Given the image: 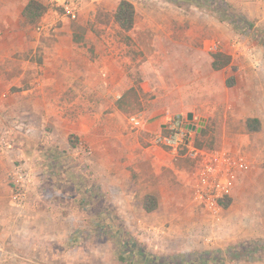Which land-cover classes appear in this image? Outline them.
<instances>
[{
  "label": "rangeland",
  "instance_id": "rangeland-1",
  "mask_svg": "<svg viewBox=\"0 0 264 264\" xmlns=\"http://www.w3.org/2000/svg\"><path fill=\"white\" fill-rule=\"evenodd\" d=\"M27 1L0 0V131L11 132L12 167L26 164L34 174L32 200L44 203L42 207L40 202L39 206L35 204V211L40 212L34 218L35 224L45 225L51 220L48 231L45 226L44 231L33 235L38 256L32 264H47L48 251L52 262L48 264H145L137 250L156 259L148 264H182L203 252H216L220 257L217 264H264V0H214L218 3L212 8L183 0H126L136 12L129 40L119 34L112 21L120 0H75L80 3L75 21L62 15L61 4L69 0H37L46 6L39 22H55L47 33L36 32L39 22L33 28L23 26L21 11ZM223 4L229 12L222 9ZM236 19L246 21L250 27L237 24ZM75 34L82 36L81 42H73ZM206 43H213L209 51ZM216 51L230 56L232 63L220 73H214L207 62V54ZM180 54L189 61L181 64L177 60ZM106 61L114 67V89L107 100L98 96L97 105L99 109L107 107L101 120L105 114L111 117L107 138L113 199L107 201V215L103 214L105 202L89 197L90 192L101 187L91 184L90 161L95 149L105 143V136L92 143L79 139L71 123L44 118L46 105L26 102L30 95L27 92L36 89L45 75L41 67L57 64L68 84L83 85L91 82L88 72L92 69L100 73L97 69ZM233 69L235 86L223 88V76H231ZM185 75L190 76L191 87L199 82L198 78H208L210 94L219 98L215 109L207 104L206 111L195 112L197 117L202 116L196 123H202L207 132L200 142L207 148H220L222 144L242 147L249 167L228 207L221 206L218 218L191 204L187 184L180 182L186 174L189 178L191 171L190 163L183 159L177 160L183 171L179 173L181 180L169 187L176 198H165V206L155 212L154 220L144 214L122 215V190L136 193L131 204L134 209H139L143 196L154 194L158 186L168 190L164 185L166 175L159 182L149 178L142 165L137 166L141 174L134 170L135 166L131 171L123 170L128 160L125 147L144 143L138 135L140 131L129 129L128 118L141 112L143 103L145 107L150 106L148 102L175 107L165 95L175 91ZM143 83L155 90L143 95L142 103L139 86ZM130 85H134L140 103L136 110L129 99L121 107L118 105ZM55 106L59 110L73 109ZM165 114L183 115L170 110ZM248 118L259 121L258 132H247ZM20 122L31 129L29 134L16 128ZM48 139L54 146H49ZM209 142L213 145L205 144ZM153 225L164 230H155ZM1 228L2 224L0 245ZM50 240L54 242H46ZM10 251L0 247V264H9Z\"/></svg>",
  "mask_w": 264,
  "mask_h": 264
},
{
  "label": "crops",
  "instance_id": "crops-1",
  "mask_svg": "<svg viewBox=\"0 0 264 264\" xmlns=\"http://www.w3.org/2000/svg\"><path fill=\"white\" fill-rule=\"evenodd\" d=\"M213 45V43H211ZM210 43H206L207 50H210L212 46ZM214 49V48H213ZM222 52V51H220ZM224 53V52H222ZM211 54H207V62L208 67L211 68ZM225 54V53H224ZM180 56V57H178ZM177 56V60L183 64L188 62L189 59L187 56L180 54ZM228 56V55H227ZM230 58V56H228ZM106 59H108L106 57ZM109 63V64H108ZM192 64V62L190 63ZM232 65L231 59L230 63L227 67L219 70L214 71V73H220L221 71L226 70ZM41 70L45 71V75L42 78L41 82L37 85V88L34 90H30L27 93H30L28 100L26 101L28 104H37L41 103L46 105V115L44 116L47 120H56L62 121L63 123H71L72 124V132L79 138L85 139L86 141H90L91 143L96 141L98 137L105 136V143L101 144L98 149H95V155L90 161V168L93 172V176H91V184L94 183L96 185H101L103 191L95 190L92 194L90 192L89 197L92 200L96 201H104L103 207V214L108 213L107 201H111L113 198L112 196V175H111V162L109 161L108 153L110 151V144L108 143L109 133L111 131V126L108 124L111 120L108 114L104 115L103 120L100 119L102 116V112L107 109L98 108V96H101L104 100L111 96V92L113 88V80L114 76L112 75V71L114 67L111 66L110 61H106V64H103L102 67L97 71L100 73H94L95 70H90L88 72L91 82L86 84L81 82L73 85L68 84L66 80H64L63 69L57 64L48 67H41ZM233 73L229 77L222 78L221 86L223 88H232L236 84V77L235 71L233 69ZM78 72V71H77ZM92 72L94 73L92 75ZM189 72H192L190 70ZM190 76L185 75L182 77V82L175 88V91L170 92L165 96H169L167 101L173 103L175 107H169L168 103H161L159 105H155L153 102H148L150 106H144L142 102L143 95L149 94L155 87L150 88L146 83L140 84L139 86V95L141 97V102L143 106L141 107L142 111L136 115H139L143 121L142 129L138 133L139 137L143 139L144 143L140 145L139 143L133 144L132 147H125L126 148V157L127 161L122 165L123 170H128L131 168L134 170L138 169V173L141 174V170L137 167L142 165L143 168L147 169V176L159 180L161 182L162 178L168 176V178H164V185L167 187L168 190L165 189L164 186H158L156 192L154 194H147L153 195L157 199L158 209L155 211L157 212L160 209V206H165V198H176L174 196V192L170 189L172 183H176L181 180L180 174H183V171H180L179 165L177 164L178 159L187 160L191 165V171L189 173V178L187 174L180 182L183 184H187V192L190 193L191 189V172L194 168V164L192 161L186 159L182 153L180 155H175L168 150L152 146L148 144L146 141V137L150 133L156 132H165L164 126L166 124V114L165 110H170L173 113H183L182 116L186 118L188 113L193 114V124L198 128L200 123H196L198 117L196 116L195 112L201 110L206 111L207 104L213 105L214 109L217 103H219V98L216 94H210L212 87L210 86L209 79L198 78L197 84H194L193 87L190 85L189 79ZM183 79H186L183 82ZM233 79V85L227 86V82ZM83 86V87H82ZM134 87V85L127 86V89ZM87 90V91H86ZM66 92V93H65ZM68 95V96H67ZM213 96V98H211ZM68 105L69 107H73L72 110H67L68 107H60V110L56 108L55 105ZM110 104V103H109ZM74 105H84L87 108L81 109L74 107ZM213 109V110H214ZM2 109L0 108V112ZM67 111L71 112L72 114H67ZM103 117V116H102ZM206 120L208 121L207 117ZM75 120V122H71ZM256 119V118H250ZM102 122L104 124H102ZM202 128V127H201ZM203 129V128H202ZM201 129V130H202ZM200 130V131H201ZM200 133V132H199ZM197 131L189 130L188 138L194 142L196 140L197 135L199 134ZM11 134V133H10ZM12 139V135H11ZM49 140V146H54L51 141ZM66 140V139H65ZM12 149L0 156V224H2L1 233H2V240L3 244L0 245L1 248L11 249L10 255L12 258L7 263L9 264H32L34 259L37 258L38 254L34 252V233L35 231H40L41 229L44 231L49 230L50 227V219L46 221L47 224H35V217L38 216L34 207L35 204L39 206V202L34 198L32 200V193L33 187L32 184L27 194V202L24 208H15L11 202L9 197V187L6 180V174L10 172L13 167V150H14V143L12 139ZM51 144V145H50ZM96 144V143H95ZM194 144V143H193ZM97 145V144H96ZM63 146V145H62ZM65 147V146H63ZM218 149H224L233 154H240L243 155L248 161L249 158L247 154L244 152L242 147L231 146V145H224ZM50 150V148H49ZM125 150V149H123ZM100 152V154H99ZM136 153H138L136 155ZM186 173V172H185ZM34 175V174H33ZM33 181V179H32ZM130 183V180L128 181ZM170 187V188H169ZM123 189V188H122ZM80 195V194H79ZM190 195V194H188ZM31 196V197H30ZM146 196V195H144ZM143 196V197H144ZM36 197V196H35ZM136 193L128 190H122L120 193L119 199H121V213L122 215H146L148 219L154 220L155 219V212L146 213L143 208L142 204L139 209H134L131 204L132 201L136 200ZM143 199V198H142ZM191 200V199H190ZM34 204V205H33ZM44 203L40 202V206L42 207ZM193 205V203L191 202ZM195 206V205H194ZM196 207V206H195ZM197 208V207H196ZM43 214V213H42ZM50 216V213H48ZM49 227H48V226ZM155 230H164L162 226L156 227L153 225ZM51 228V227H50ZM59 239V238H58ZM60 240L62 238L60 237ZM72 240V239H71ZM54 242L53 240L46 241L47 243ZM56 241V240H55ZM43 254V253H42ZM48 256V260L46 263H50L51 259H49V251L46 253ZM2 257L3 252H2ZM5 261V259H3ZM42 262H45L42 258ZM1 262V261H0ZM2 263V262H1ZM52 263V262H51Z\"/></svg>",
  "mask_w": 264,
  "mask_h": 264
},
{
  "label": "built area",
  "instance_id": "built-area-1",
  "mask_svg": "<svg viewBox=\"0 0 264 264\" xmlns=\"http://www.w3.org/2000/svg\"><path fill=\"white\" fill-rule=\"evenodd\" d=\"M63 17L75 21L79 17L80 3L69 0L61 4ZM55 24L54 19H42L36 27V32L47 33ZM120 97L118 96L117 99ZM131 131L143 127L139 115L128 118ZM188 122L182 115H167L165 132L150 133L146 137L148 144L162 147L175 155H182L192 161L194 168L191 172L190 199L193 205L213 218L221 213V201L230 199L237 184L248 169V160L240 154H233L224 149L205 150L194 146L188 138ZM25 134L31 129L23 122L16 125ZM11 132L0 131V156L12 149ZM10 202L15 208H22L27 202V194L32 184L33 172L26 164L13 167L8 175Z\"/></svg>",
  "mask_w": 264,
  "mask_h": 264
},
{
  "label": "trees",
  "instance_id": "trees-1",
  "mask_svg": "<svg viewBox=\"0 0 264 264\" xmlns=\"http://www.w3.org/2000/svg\"><path fill=\"white\" fill-rule=\"evenodd\" d=\"M190 2L192 4H195L199 7H207V8H212L213 6H216V3L214 0H183ZM222 9L225 12L228 11V7L223 4ZM46 12V6L40 3L37 0H28L26 4L24 5L22 11H21V18H22V23L23 26L26 28H33L37 25L39 22L40 18L43 16V14ZM231 16V13H227ZM135 18H136V12L135 8L132 3L126 1V0H120L118 3L113 15H112V21L115 24V26L118 29V32L121 36L124 37V39L129 40L128 34L133 30L134 24H135ZM237 24H244L245 26L250 27L249 24L246 23V21H239L235 20ZM82 40V36L78 37V35L73 37V42L79 43ZM212 62H211V68L214 71H219L225 67H227L230 63V58L220 52L216 51L211 54ZM227 86H232L233 85V79L231 81L229 80L227 83ZM130 100L134 106H137L136 109L140 108V103L138 102V98L136 95V91L134 88H130L124 95L123 99L121 98V101L118 103L119 107L121 105L126 104L127 100ZM245 128L247 132L249 133H254L258 132L260 130V123L257 119H246L245 120ZM207 135V132L202 129L200 133L197 135V139L193 142L194 146L199 149H205V150H215L218 148H209L205 147L202 142H200V138H203ZM208 145H213L212 142L205 143ZM75 144L71 142L70 147L74 148ZM221 206L223 208H227L230 199H225L222 200ZM142 208L146 213H152L155 212L158 209V204H157V199L153 195H146L142 199ZM137 254L140 255L141 257V262L148 264L149 262L154 263L156 259L151 256V255H146L143 253L141 250H137ZM199 257V258H198ZM220 257H218V254L216 252H203L197 255L196 258L191 259V261H185L182 264H217V261L219 260Z\"/></svg>",
  "mask_w": 264,
  "mask_h": 264
},
{
  "label": "water",
  "instance_id": "water-1",
  "mask_svg": "<svg viewBox=\"0 0 264 264\" xmlns=\"http://www.w3.org/2000/svg\"><path fill=\"white\" fill-rule=\"evenodd\" d=\"M186 120H187V122H188L187 128H188L189 130H191V131H195V130H196L197 133L200 132L201 127H202V123H200L199 126H198V128H196V126L192 123V122H193V114L188 113V114L186 115Z\"/></svg>",
  "mask_w": 264,
  "mask_h": 264
}]
</instances>
